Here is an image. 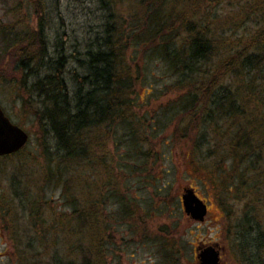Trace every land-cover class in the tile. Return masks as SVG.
I'll return each instance as SVG.
<instances>
[{"label": "rangeland", "instance_id": "obj_1", "mask_svg": "<svg viewBox=\"0 0 264 264\" xmlns=\"http://www.w3.org/2000/svg\"><path fill=\"white\" fill-rule=\"evenodd\" d=\"M33 1L0 0V56L9 48L2 41L3 26L14 24L15 31L26 25L42 29L50 53L55 56L58 46L70 57L65 78L72 85L74 73L82 71L75 59L84 58L92 39L103 35L115 21L130 36L126 38L130 42L126 59L135 77V106L131 109L144 118L136 132L143 155L131 144L135 138L130 140L119 123L110 131L105 125L97 126L86 132L91 159L80 158L63 166L66 193L60 183L47 186L46 181L44 187V171L56 169L57 158L64 153L57 148L51 128L40 127L37 121V96L5 80L9 68L0 69V105L29 135L20 152L0 157V264H54V253L64 261H81L86 255L94 264H199L197 256L203 245H215L223 264H247L238 246L246 235L242 220L247 208L244 181L239 177L243 175L245 183H250L255 171H247L244 163L235 166L227 158L221 165L225 175L218 169L209 177L197 169L198 163L220 160L223 145L218 146L208 131L207 139L217 151V156L208 159L209 148L194 150L193 136L179 138L186 125L191 132L199 123L189 128L177 104L183 95L176 89L178 76L154 51H148L150 46L131 36L132 32L139 36L132 27L142 26L149 0H45L43 21H39ZM110 1L113 11L106 5ZM186 1L192 22L218 48L207 70L235 53L237 40H245L259 29L248 21L249 16L240 24L234 21L240 7L250 0H169L166 7L182 12ZM236 82L233 75H227L222 84L233 88ZM260 168L261 173L264 165ZM189 187L208 205L203 222L192 220L183 209L181 196ZM115 191L124 197H116ZM69 196L76 197L78 215L83 218L71 217L74 206L66 201ZM248 204L258 209L256 219L264 223V200ZM95 205L96 229L106 230L103 239L98 235L100 241L84 221V214ZM250 236L253 239L255 234ZM253 249L255 253L256 247ZM251 252L247 253L249 260Z\"/></svg>", "mask_w": 264, "mask_h": 264}, {"label": "trees", "instance_id": "obj_2", "mask_svg": "<svg viewBox=\"0 0 264 264\" xmlns=\"http://www.w3.org/2000/svg\"><path fill=\"white\" fill-rule=\"evenodd\" d=\"M167 2L169 0H149L142 26L137 24L132 27L138 29L137 33L140 34L135 36L132 32L131 36L150 46L148 51H154L155 57L178 76L176 89L183 95L177 104L189 128L199 123L191 132H187V125L181 134L178 128L179 138L193 136L194 150L198 152L203 147L209 148L208 159L217 156L211 139H207L208 131L215 136L218 146L223 145L220 160L213 159L209 164L198 163L197 169L205 171L209 177L218 169L225 175L221 165L227 158L232 159L235 166L244 163L247 171H255L250 183H245L243 175L239 177L244 181L242 195H245L243 201L247 208L242 220L246 235H242L243 240L238 242V246L247 264H264V223L256 219L258 209L248 204L264 200V170L260 173V167L264 165V0H250L240 7L234 16L235 23L240 24L249 16L248 21L256 23L259 29L247 35L245 40H237L239 46L235 53L212 70L206 68L208 61L217 55L218 48L211 36L205 34L198 23L192 22L194 20L187 9L189 1L183 5L185 9L182 12L167 8ZM106 5L113 11L111 1L110 5ZM33 6L39 21H43L45 0H34ZM113 23L107 25L103 35L92 39L84 58L75 59L82 71L78 73L75 70L72 85L65 78L70 57L58 46L53 56L42 29L26 25L21 31H15L14 24L1 28L2 41L9 47L5 55L0 56V69L9 68L5 80L37 96L40 100L36 110L37 121L40 127L47 125L51 128L57 148L64 153L58 156L54 166L56 169L44 171V187L46 181L47 186L60 183L64 185L66 193L67 180L62 174L63 166L72 160L91 159L87 154L89 144L86 132L97 126L105 125L110 131L119 123L122 129H126L130 140L135 138L131 144L140 148V157L143 155V144L139 142L136 132L140 130L144 118L140 114H133L131 109L135 106V77L126 59L130 44L126 38L129 35L122 32L115 21ZM181 36L183 40L179 42ZM227 75L237 79L233 88L222 84ZM247 192L250 195L247 196ZM258 194H261V198H258ZM114 195L124 197L119 191H115ZM66 199L74 206L71 217H76L80 213L76 197ZM94 212L96 205L84 214V221L91 235L97 234L100 241L106 230L96 229ZM253 214L254 219L250 218ZM68 216L65 215V218ZM77 218L81 219L83 215L79 214ZM251 233L255 234L253 239ZM255 247L257 251L254 253ZM248 252H251L253 262L247 257ZM52 259L54 264H94L93 259L86 255L81 261H64L54 253Z\"/></svg>", "mask_w": 264, "mask_h": 264}, {"label": "water", "instance_id": "obj_3", "mask_svg": "<svg viewBox=\"0 0 264 264\" xmlns=\"http://www.w3.org/2000/svg\"><path fill=\"white\" fill-rule=\"evenodd\" d=\"M29 135L14 124L0 106V157L20 152L28 143ZM186 215L194 221L203 222L208 212V205L196 194L195 189L186 188L181 196ZM200 264H221L220 251L210 245L198 253Z\"/></svg>", "mask_w": 264, "mask_h": 264}, {"label": "flooded vegetation", "instance_id": "obj_4", "mask_svg": "<svg viewBox=\"0 0 264 264\" xmlns=\"http://www.w3.org/2000/svg\"><path fill=\"white\" fill-rule=\"evenodd\" d=\"M204 247H205V245H203ZM221 258H222V256H221ZM222 264H223V262H222Z\"/></svg>", "mask_w": 264, "mask_h": 264}]
</instances>
